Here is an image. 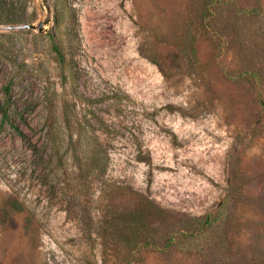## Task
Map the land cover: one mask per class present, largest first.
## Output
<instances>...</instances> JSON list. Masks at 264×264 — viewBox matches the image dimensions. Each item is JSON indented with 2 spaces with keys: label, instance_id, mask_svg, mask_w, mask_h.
<instances>
[{
  "label": "rangeland",
  "instance_id": "374dc122",
  "mask_svg": "<svg viewBox=\"0 0 264 264\" xmlns=\"http://www.w3.org/2000/svg\"><path fill=\"white\" fill-rule=\"evenodd\" d=\"M191 2L1 0L23 137L0 132V264H264V0H226L206 29ZM227 198L214 238L167 248ZM139 200L171 219L143 216L150 248Z\"/></svg>",
  "mask_w": 264,
  "mask_h": 264
},
{
  "label": "trees",
  "instance_id": "16d2710c",
  "mask_svg": "<svg viewBox=\"0 0 264 264\" xmlns=\"http://www.w3.org/2000/svg\"><path fill=\"white\" fill-rule=\"evenodd\" d=\"M222 3H226V0H192L190 3L191 6L197 8L200 13V19L198 25L202 27V29H206L204 24V20L213 15V11L216 8L220 7ZM240 5V4H239ZM258 3H251L247 12L255 13L258 12ZM236 6V5H235ZM238 7V6H236ZM14 6L12 3L10 4H2L0 0V24L2 25H13L20 24L21 20H14L11 16H14ZM53 51L57 57L62 61V53L59 50L58 45L53 46ZM11 105V87L9 85L2 88V99H0V132L5 128H9L12 131L16 132L19 136L23 137V134L20 132L18 127L15 125L14 121L9 115V108ZM94 159V156H92ZM106 163V162H105ZM228 202V198L225 199L223 204L219 207L217 213L212 215H206L202 218L191 219L190 221H184L177 224L176 228L171 231L169 234V241L167 244V248L176 244L177 241H184L188 239H194L209 235L211 237L214 234V227H216L219 222L222 221L223 217V209ZM259 211L264 213L263 206H257ZM150 211V215L152 219H160L159 222H171L170 217H168L163 211H159L155 209V207L147 201L139 200L133 209L132 217H134V221L138 223V228H136L137 232L135 234L134 247L139 249L141 247L150 248L153 246L154 241L149 238L151 234L155 231L154 227L145 224L143 222V216H145L146 212ZM150 217V216H149ZM150 220V219H149ZM151 221V220H150ZM149 221V223H150ZM173 223V222H172ZM171 223V225H172ZM215 234L213 237L214 238ZM220 239V236H218ZM173 244V245H172ZM215 247V245H214ZM256 247V245H255ZM261 251V250H260ZM264 251V250H262Z\"/></svg>",
  "mask_w": 264,
  "mask_h": 264
},
{
  "label": "water",
  "instance_id": "95a60500",
  "mask_svg": "<svg viewBox=\"0 0 264 264\" xmlns=\"http://www.w3.org/2000/svg\"><path fill=\"white\" fill-rule=\"evenodd\" d=\"M16 29H34V27L32 25H24V26L16 27ZM37 30L38 32H41L43 30V24H38Z\"/></svg>",
  "mask_w": 264,
  "mask_h": 264
}]
</instances>
